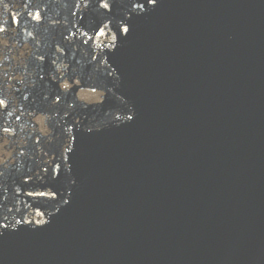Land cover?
Wrapping results in <instances>:
<instances>
[{"label": "water", "instance_id": "water-1", "mask_svg": "<svg viewBox=\"0 0 264 264\" xmlns=\"http://www.w3.org/2000/svg\"><path fill=\"white\" fill-rule=\"evenodd\" d=\"M0 264H264V0H0Z\"/></svg>", "mask_w": 264, "mask_h": 264}]
</instances>
